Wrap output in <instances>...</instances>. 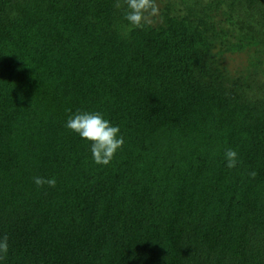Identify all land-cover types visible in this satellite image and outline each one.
Returning a JSON list of instances; mask_svg holds the SVG:
<instances>
[{
	"label": "trees",
	"instance_id": "16d2710c",
	"mask_svg": "<svg viewBox=\"0 0 264 264\" xmlns=\"http://www.w3.org/2000/svg\"><path fill=\"white\" fill-rule=\"evenodd\" d=\"M155 2L134 28L117 0H0V264H264V0ZM78 110L119 126L107 165Z\"/></svg>",
	"mask_w": 264,
	"mask_h": 264
},
{
	"label": "clouds",
	"instance_id": "9594fccd",
	"mask_svg": "<svg viewBox=\"0 0 264 264\" xmlns=\"http://www.w3.org/2000/svg\"><path fill=\"white\" fill-rule=\"evenodd\" d=\"M121 4L126 6L124 19L134 28H142L151 24L152 18L159 15V7L155 0H117V7ZM65 127L79 134L82 139L91 142V154L93 161L97 164L107 165L124 144L122 136H118L119 126H113L99 112H81L70 115ZM226 166L234 168L238 162L237 153L233 149L225 151ZM255 176V172L250 173ZM34 183L38 187L47 184L55 187V178L34 177ZM8 252V238L5 235L0 238V259Z\"/></svg>",
	"mask_w": 264,
	"mask_h": 264
},
{
	"label": "rangeland",
	"instance_id": "374dc122",
	"mask_svg": "<svg viewBox=\"0 0 264 264\" xmlns=\"http://www.w3.org/2000/svg\"><path fill=\"white\" fill-rule=\"evenodd\" d=\"M222 62L228 70H233L244 62L243 53L240 51L226 52L222 55Z\"/></svg>",
	"mask_w": 264,
	"mask_h": 264
}]
</instances>
